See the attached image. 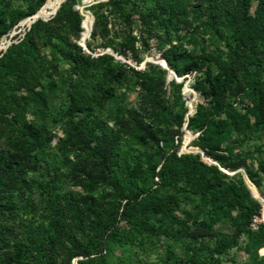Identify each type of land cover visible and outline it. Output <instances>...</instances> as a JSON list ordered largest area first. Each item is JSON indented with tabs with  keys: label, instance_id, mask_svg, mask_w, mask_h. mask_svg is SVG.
<instances>
[{
	"label": "rangeland",
	"instance_id": "rangeland-1",
	"mask_svg": "<svg viewBox=\"0 0 264 264\" xmlns=\"http://www.w3.org/2000/svg\"><path fill=\"white\" fill-rule=\"evenodd\" d=\"M110 1L68 0L54 18L55 0H0V57L23 40L30 61L28 80L0 71L16 98L0 95V185L27 169L0 191V264H264V245L245 250L264 219L251 229L237 206L264 203V0H192L178 35L147 15L164 0ZM75 55L107 58L79 79ZM199 55L208 68L183 71ZM195 225L215 234L192 240Z\"/></svg>",
	"mask_w": 264,
	"mask_h": 264
},
{
	"label": "trees",
	"instance_id": "trees-1",
	"mask_svg": "<svg viewBox=\"0 0 264 264\" xmlns=\"http://www.w3.org/2000/svg\"><path fill=\"white\" fill-rule=\"evenodd\" d=\"M68 1V0H67ZM65 2L64 4H62L59 7V3L63 2V0H55V2L52 4V7L54 5H57L56 8H53L54 11L57 10V13L55 14L54 18H59L63 15L64 11H65V5L68 2ZM125 0H111L109 2L110 5H120L121 3H123ZM192 0H164V4L163 6H161L157 11H152L150 13H148V16H152L155 21L156 24L159 26H165L166 27V33H175L178 35V31L181 30L182 28H180V25L186 23V10H187V4L191 3ZM57 3V4H56ZM53 11V12H54ZM72 11V10H70ZM36 12V11H35ZM35 12H32V15L35 14ZM52 12V13H53ZM17 13V12H14ZM72 13L76 14L75 12L72 11ZM36 22H43L41 20H36L34 23ZM33 24V23H32ZM82 26V24L80 25ZM92 27V26H91ZM83 32H81V36L83 37ZM23 44V40L20 41L18 44H11L9 48H7L5 50V52L2 54V56L0 57V64H1V68L0 71H5L7 73H13V72H17L18 74L23 75V77H25L26 80H28L30 78V76L28 77L26 74L28 73V67L30 66V61L29 60H25L23 59L19 54L18 51L21 48ZM79 49H77L78 51ZM107 57H98V58H92L90 56L84 57L82 58L81 56H77L75 55L73 58L74 61V68L76 69V72L79 76V79L82 76H85L89 73V71H92L94 68L97 67L98 63L101 62V60L106 59ZM206 60H209V58L207 56H203V55H199L198 57L195 58L194 62H189V66H187V68H185L183 71H194V70H198L201 67H205L206 69L208 68L207 64H206ZM166 62L167 64L171 65L172 67H174V65L172 64V61L169 58H166ZM105 70H103V72L100 73L104 74ZM196 89L201 91V89L203 88L202 85H195ZM216 88H218V86H216ZM222 94V93H221ZM1 97L3 96L4 101L6 102L7 105H9V107L14 108L13 103H15V95L14 97H10L7 98L5 95L0 94ZM78 100L76 101V99L73 100V102H71V105L69 106V109L71 108V106H73L76 102L79 101V98H77ZM18 102L23 101L22 99H17ZM90 101H96V96H94V93H90L89 95H87V100L83 101L85 104L87 102V105H89ZM264 107V92L259 93V104L258 106L255 107L256 111H261L262 108ZM196 117L192 119V121H195L196 119L198 120V125L200 127H202L205 124H208V117L205 116V114L199 109L196 113ZM199 116V117H198ZM122 124H125L124 120H121ZM135 123V124H134ZM131 123L132 124V129L133 131H143V126H141L139 123ZM20 125V122H19ZM26 127V125H25ZM131 129V128H130ZM131 131V130H130ZM28 133L29 136H36L37 132H35L34 130H30L28 129ZM211 144H209L210 147ZM96 157L97 160L100 163H104L105 165L108 163V161L110 160L111 157V153H112V144L110 141V138L102 135L96 145ZM210 151L212 152V150L210 149ZM173 159H175L174 157H172ZM14 161V160H12ZM5 163V164H4ZM4 165H7L6 161L3 162ZM175 162L171 161V164H169L168 166V161L164 162V164L161 166L160 170L161 171V175L164 178V174L165 169H162L164 166H168L169 169L172 170V174H175L176 171L178 170L177 168L175 169ZM20 165V164H19ZM21 166V165H20ZM4 166L0 164V169H2ZM10 167V166H9ZM231 169H236L238 167V165H232L229 166ZM11 168V167H10ZM196 169V168H195ZM170 170V171H171ZM17 171V174L13 175L11 178H9V182L7 184H3L0 185V191H5V190H14V189H19L22 186V183H24V175L27 173V169H24V166L22 165L21 167H17L15 172ZM20 171V172H18ZM2 179H0L1 181ZM244 193L247 194V191L242 188ZM237 206L239 208V212L240 214L244 217L245 221H251L252 216L254 215H259L260 214V209H261V205L258 204L256 201L247 198L246 200H241L239 202H237ZM215 234V232H213L212 230H209L208 228L205 227V225H195L192 228H190V234H189V238L192 240H197L199 238H209L212 237ZM264 245V236H253L251 235L249 238V241L247 242L246 246H245V250L247 251V253L250 254V256H253V258H256V254L258 249Z\"/></svg>",
	"mask_w": 264,
	"mask_h": 264
},
{
	"label": "built area",
	"instance_id": "built-area-1",
	"mask_svg": "<svg viewBox=\"0 0 264 264\" xmlns=\"http://www.w3.org/2000/svg\"><path fill=\"white\" fill-rule=\"evenodd\" d=\"M260 205H261V209H260L259 216L254 215L251 218V221L249 224L251 229H256V225H258L264 219V203Z\"/></svg>",
	"mask_w": 264,
	"mask_h": 264
},
{
	"label": "bare ground",
	"instance_id": "bare-ground-1",
	"mask_svg": "<svg viewBox=\"0 0 264 264\" xmlns=\"http://www.w3.org/2000/svg\"><path fill=\"white\" fill-rule=\"evenodd\" d=\"M61 4V2L59 3V5ZM59 8V7H58ZM44 15V8H42L40 11H37L36 14H34L32 17V20L29 21L28 25H31L32 23H34L36 20H38V17H42ZM48 19V18H47ZM44 20V19H42ZM90 32L87 33V35L83 34V38L85 39Z\"/></svg>",
	"mask_w": 264,
	"mask_h": 264
},
{
	"label": "water",
	"instance_id": "water-1",
	"mask_svg": "<svg viewBox=\"0 0 264 264\" xmlns=\"http://www.w3.org/2000/svg\"><path fill=\"white\" fill-rule=\"evenodd\" d=\"M81 38H82L83 41L85 40L82 36H81ZM159 64H160L161 67H165L166 68V62H165V60H163ZM171 76H172V72L170 71L168 77L171 78Z\"/></svg>",
	"mask_w": 264,
	"mask_h": 264
}]
</instances>
